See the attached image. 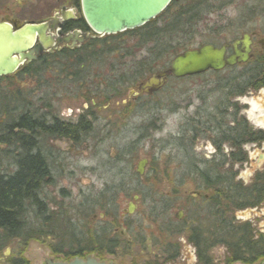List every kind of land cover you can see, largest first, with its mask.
Masks as SVG:
<instances>
[{
	"label": "rangeland",
	"instance_id": "rangeland-1",
	"mask_svg": "<svg viewBox=\"0 0 264 264\" xmlns=\"http://www.w3.org/2000/svg\"><path fill=\"white\" fill-rule=\"evenodd\" d=\"M194 2L189 4L193 5ZM210 6L212 9L202 14L201 19L194 23L189 32L185 30L187 34L178 37L181 38V43H184L183 46L177 49L174 46L178 44H173L177 55L203 45L219 47L229 44L244 33H257L255 42L259 39L264 40V0H214L210 2ZM175 9L173 7L172 11H176ZM122 39L126 40L123 46L133 47L135 40L125 36L119 38ZM259 50V46H255L254 54ZM145 55L144 50L136 53L128 61L122 56L102 59L100 60L102 62L99 61L100 65L94 64L93 67L101 66V72L97 73L102 76L103 73L107 74V67L111 64L116 68H120L122 64L126 66V71H132L131 67L137 66ZM173 57L168 56L163 64L157 63L156 73L153 75L166 70ZM256 60L258 58L250 63ZM246 67L235 66L232 71L225 69L218 73L208 72L191 78L169 79L154 97L131 98L129 92L136 86L131 89L125 84L120 87L122 88L120 99L108 98L107 102L102 97L104 95L109 97L110 94L108 88L104 87L105 83L99 82L100 80L92 79L83 85L85 88H77V91L71 87V91H64L62 87L55 85L57 77L46 75L50 78L51 89L44 86L37 90L36 79L29 76L19 78L22 69L12 82H0V88H5L8 95H13L15 89L23 93L33 90L27 97L29 100L52 94L51 113L62 122H75L85 112L95 118L92 132L79 144H72L69 141H52L48 144L46 150L58 168L55 174V187L44 191L46 203L50 202L47 208L49 212L55 213L58 209L52 201L64 210L67 209L70 219L78 221V229L82 234L100 226L98 224L101 226L111 222L113 224L112 215L121 218L122 224L116 230L121 245L115 256L107 258L106 262L195 264L194 249L186 243L185 238L177 239L165 234L162 229L166 221L175 219L180 212L185 218L188 219L189 214L190 219H193L192 213L195 208L189 206L190 196L196 198L195 200L206 196L205 191L196 188V183L190 180L189 174L194 163L209 161L215 154V149L208 139V132L205 131L216 123V121L210 123L217 115L215 110L220 108L217 111L219 112L230 104H236L239 117L245 118L247 127L253 132H257L258 128L264 132V89L257 91L250 89L242 97L233 99L222 89L226 87V83L242 76ZM120 71L122 73L124 68H120ZM86 88L95 94L94 97L92 94L88 98L93 100L94 105L91 107L84 99ZM128 104L129 109H126ZM146 123H155V130H152V127L147 132L139 130ZM191 131L197 133V139L194 140L193 149L189 151L187 140L191 138ZM142 134L143 138L139 140ZM182 136L185 140L183 142L180 141ZM242 149L246 155V162L234 165L232 171L237 174L236 181L248 186L255 174L264 170V142L260 145H245ZM123 151L126 153L130 151V154L123 153V161L114 169L113 159L117 153ZM228 152L229 149L225 148L223 154ZM141 160L147 161L144 175L135 177L137 163ZM7 166V163L1 162L0 172L10 173L9 171L15 170L14 167ZM118 174L122 177L124 175L122 184L118 183ZM184 174L188 177L185 179L186 182L182 186L176 185L177 178L183 177ZM113 184L117 186L114 192L117 199L113 201L114 205L102 211L98 204L95 205L96 195L105 186ZM62 194L66 198H62ZM135 196L139 198L137 202H133ZM166 200H169L167 209L164 208ZM128 203H134L136 209L133 215H125L126 217L122 218V211L126 209ZM233 217L237 222H250L257 231L264 233V202L257 208L234 212ZM92 220L96 222L93 225L90 223ZM175 243L178 244L176 259L168 263L165 251L167 250L168 254L167 247ZM54 245L55 241L51 237L40 238L37 242L31 241L24 248L21 244L14 243L3 251L0 264H8L10 259L18 257L24 259L27 264H45L46 260L62 261L51 253V246ZM211 256L214 263L223 264L225 249L216 247L212 249Z\"/></svg>",
	"mask_w": 264,
	"mask_h": 264
},
{
	"label": "trees",
	"instance_id": "trees-1",
	"mask_svg": "<svg viewBox=\"0 0 264 264\" xmlns=\"http://www.w3.org/2000/svg\"><path fill=\"white\" fill-rule=\"evenodd\" d=\"M212 1L214 0H198L193 5L169 6L155 22L147 23L127 34L96 39L76 55L62 53L40 60L23 69L19 78L29 76L36 79V88L41 90L44 86L51 89L50 78L46 75L57 77L55 85L62 87L64 91H71L70 87L77 91V88H85L83 85L92 79L100 80L99 82L105 83L104 87L108 88L110 94L109 97H102L105 102L110 98L120 99L121 86L126 84V87L134 89L156 73L157 63L163 64L168 56H177L174 47L178 49L184 44L178 37L187 34L194 27V23L201 19L202 14L212 9ZM172 7H175L176 11H172ZM122 36L135 40L132 48L122 45L126 41L119 40ZM173 44L178 45L173 47ZM144 50L145 57L137 66L131 67L132 71H126V66L120 64L119 67L124 68L121 73L120 68L111 64L107 67V74L103 73L102 76L97 73L101 72V66L93 67L102 59H114L118 56L128 61ZM249 64L252 66H243L246 68L242 76L234 78L222 88L231 99L242 97L250 89H264V58ZM227 70L232 71L234 67ZM13 78L15 79V76ZM13 78L1 82H12ZM115 85H118L117 88ZM4 89L0 88V148H3L0 150V163L5 162L7 167H14L15 170L9 171L10 173L0 172V257L3 251L14 243L21 244L24 248L31 241L37 242L40 238L51 237L55 241V245L51 246V253L62 261L84 259L88 256L99 261L113 258L121 245L119 233L116 231L122 224L121 218L112 215L113 224H98L100 226L82 234L78 229V221L70 219L67 209L64 210L52 201L58 209L55 213L49 212L47 208L50 202L47 204L44 196L47 188L55 187V174L58 172L51 154L46 150L48 144L52 141L79 144L92 132L94 116L85 112L75 122H62L51 113L52 94L29 100L27 97L33 90L23 93L15 89L13 95H8ZM84 93L85 102L91 107L93 100L88 98L93 93L87 88ZM157 95L156 93L149 97ZM129 106L128 104L126 109H129ZM219 109L215 110L217 115L210 122L216 121L215 125L205 130L211 136L208 138L215 154L209 161L194 163L189 174L190 180L196 183V188L205 191L207 197L189 200V206L195 208L193 219H190L188 214V219L184 216L181 222L174 219L166 221L168 225L165 222L162 231L177 239L185 238L186 243L194 249L195 264H216L211 256L212 249L216 247L225 249L223 264H260L264 262V233L257 231L248 221L237 222L233 214L257 208L264 202V170L256 173L248 186H243L241 182L236 181L237 174L232 171V167L246 162L242 147L263 142L264 132L251 131L240 117L235 128L229 127L227 124L232 122L233 114L228 111H239L236 104H230L217 112ZM91 118L92 121L89 120ZM226 118L229 119L227 122L224 121ZM154 126L155 123H146L139 130L147 132L150 127L155 130ZM190 135L191 138L187 140L189 151L193 149L197 133L191 131ZM180 141H185L183 136ZM224 145L229 149L227 154L222 153ZM123 153L127 155L130 151L116 154L113 159L114 169L123 161ZM135 177H138L137 174ZM180 177L176 182L178 186H182L188 178L187 174ZM117 178L118 183L122 184L124 175L122 177L118 174ZM116 187L115 184L105 186L96 195L95 205L98 204L102 211L114 205L113 201L117 199L114 194ZM61 197L66 198L64 194ZM164 203L168 204L164 205L167 209L169 200ZM90 223L93 225L96 222L92 220ZM176 245L178 244L167 247L168 254L167 250L165 251L168 263L176 259ZM7 263L27 264L19 257L12 258Z\"/></svg>",
	"mask_w": 264,
	"mask_h": 264
},
{
	"label": "water",
	"instance_id": "water-1",
	"mask_svg": "<svg viewBox=\"0 0 264 264\" xmlns=\"http://www.w3.org/2000/svg\"><path fill=\"white\" fill-rule=\"evenodd\" d=\"M172 0H81V9L89 28L98 36H113L125 31L140 28L162 14ZM40 30L37 26H26L16 32L0 25V76L14 74L21 64L15 56L24 57V53L32 47ZM231 53L227 55V51ZM252 58L249 37L219 47L203 45L197 49L186 50L175 56L168 68L150 76L129 92L131 98L151 96L161 90L168 78L184 79L199 76L207 72H221L226 68L246 64ZM147 161L137 163L135 173L144 175ZM197 195V194H196ZM138 197H134L136 202ZM136 206L128 203L121 217L134 214ZM180 215V213H179ZM181 216V215H180ZM179 216V217H180ZM45 264H113L112 261H99L88 256L84 259L74 258L68 262L46 260ZM264 264V262L260 263Z\"/></svg>",
	"mask_w": 264,
	"mask_h": 264
},
{
	"label": "flooded vegetation",
	"instance_id": "flooded-vegetation-1",
	"mask_svg": "<svg viewBox=\"0 0 264 264\" xmlns=\"http://www.w3.org/2000/svg\"><path fill=\"white\" fill-rule=\"evenodd\" d=\"M192 1L196 2L198 0H172L169 6H183ZM166 10L164 12H166ZM160 15L150 23L155 22ZM0 25L10 28L12 32H16L26 26H37L40 30V38L39 36L35 38L32 47L24 53V57L20 58L15 56V58L21 62L18 70L14 74L0 76V82L13 78L21 69L23 70L40 60H45L46 58L62 53L76 55L83 50L84 47L90 45L92 41L106 37L96 35L89 28L82 13L81 0H0ZM140 28L125 31L120 34H127ZM244 35L249 37L252 54L251 61L256 58H258V60L264 58V40L259 39L255 42L254 40L257 38V33L251 32L242 34L234 41L240 40ZM255 46H259L260 48L257 54L253 52ZM230 53L231 50H228L227 55ZM251 61H248L244 65L237 66H246ZM91 105H94L93 102ZM231 112L233 114L232 122L227 125L235 128L239 119V111H230V113ZM242 119L247 122L243 116ZM228 120L229 119L226 118L224 121L227 122ZM258 129V131L263 132L260 128ZM208 137L211 136L208 135ZM263 142L254 145H260ZM225 148H227L226 145L222 147V153H224ZM206 197L207 196H204V198ZM190 199L195 200L196 198L190 196ZM182 214L183 213L180 212L181 216L179 217V215H177L174 220L181 222L184 218Z\"/></svg>",
	"mask_w": 264,
	"mask_h": 264
}]
</instances>
